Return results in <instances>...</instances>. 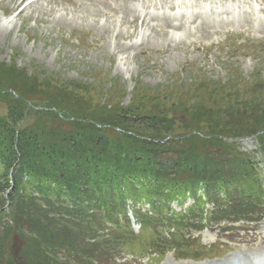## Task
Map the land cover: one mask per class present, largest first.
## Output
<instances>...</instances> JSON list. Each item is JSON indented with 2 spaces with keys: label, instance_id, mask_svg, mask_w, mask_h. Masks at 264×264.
Here are the masks:
<instances>
[{
  "label": "rangeland",
  "instance_id": "374dc122",
  "mask_svg": "<svg viewBox=\"0 0 264 264\" xmlns=\"http://www.w3.org/2000/svg\"><path fill=\"white\" fill-rule=\"evenodd\" d=\"M167 1L147 0L149 4H144V0H0V76L4 77L6 68L10 67L17 69L15 82L21 87L27 80L26 73L38 75L45 85L47 81L54 86L71 83L78 89L75 98L66 103L65 107L70 110H74L75 102L79 103L80 109L86 110L103 104L108 107L134 104L155 109L158 108L155 105L160 104L170 109L169 98L191 106L200 93L197 90L206 84L230 86L237 79L241 82L264 80V0H191V3L181 0L174 7L180 6L177 17L170 15L177 10L169 9ZM18 75L22 77L18 78ZM44 88L42 94L49 93L48 88ZM5 112L4 105L0 104V115ZM232 141L237 151L257 162L260 178H263L264 166L260 162V153L255 152L254 140ZM3 170L5 167L0 165V176H3ZM7 173L8 180L10 174ZM133 188L136 190L132 195L155 201L151 196L155 194L152 188L138 185ZM89 194L86 191L87 197ZM219 197L214 195L209 201ZM182 200L181 203L171 202L170 207L179 211L193 201L189 197ZM110 204L115 205L114 202ZM144 206L137 205L138 208ZM205 209L208 212L215 210L211 203L204 205ZM8 214L14 222L3 225L0 221V264H8L13 259L18 264H29L28 254L35 262L31 246L22 245L20 234L29 236L18 228L22 224L40 234L43 242L44 236L37 232L42 228L51 240V237L62 238L67 250H49L47 254L52 264H73L72 256L74 258L76 254L67 253L68 249H75L71 245L81 246L82 257L92 256L90 260H82V264H117L110 261L109 254L121 253L127 244H150L145 233L143 237L129 235L105 242L98 238L97 245L86 238L94 237L86 232L95 222L92 218L85 219L88 223L81 225L85 232H80L79 222L74 225L77 228L70 225L78 234L75 235L69 227L45 223L39 210L29 213L26 209L23 215L11 211ZM252 216V221L241 215L231 223L226 220L216 223L196 221L198 223L192 226L197 228L184 231L192 235L185 241L191 245L188 246L191 257L218 255L221 258L202 259L197 263L175 260L173 251H168L155 264L225 262L243 249L252 254L264 253V216ZM93 219L97 220V217ZM137 223L135 221L136 227ZM229 226L231 228L227 230ZM81 240L90 245H84ZM210 244L215 246L208 247ZM179 255H184L183 251H179ZM39 259L45 264L44 257Z\"/></svg>",
  "mask_w": 264,
  "mask_h": 264
},
{
  "label": "trees",
  "instance_id": "16d2710c",
  "mask_svg": "<svg viewBox=\"0 0 264 264\" xmlns=\"http://www.w3.org/2000/svg\"><path fill=\"white\" fill-rule=\"evenodd\" d=\"M6 69L7 74L0 76V104L6 110L0 115V165L5 167L4 177L0 176V209L4 202L1 193L11 187L6 178L11 169L13 185L6 199L11 213L39 210L45 223L69 227L74 234L72 228L78 222L80 232H85L81 226L88 223L85 219L97 222L85 211L88 204L108 205L111 197L121 202L136 185L171 198L196 191L202 184L206 192L224 191L231 202L229 212L236 214L246 211L241 208L251 203L247 198L258 200L255 186L258 189L259 177L253 161L237 151L232 140L257 134L264 154V80L237 79L230 86L213 83L210 88L206 84L197 90L200 93L191 106L169 98L170 109L160 104L156 109L103 104L86 110L75 102L70 110L65 106L75 98L77 86L66 82L54 86L49 81L45 85L38 75L26 73L28 81H23L22 88L15 82L17 69ZM44 87L48 95L42 94ZM24 177L27 182H22ZM20 183L28 191L75 201L73 207L60 209L68 218L50 217L51 211L38 207L34 198L18 195ZM243 194L248 196L238 199ZM24 225L18 228L29 233L28 237L19 233L22 245L31 246L35 262L28 254L29 264H42L41 257L45 264H52L47 253L53 248L66 252L62 238L51 240L42 228L37 232L44 236L43 242L40 234ZM86 232L97 233L92 227ZM70 247L75 248L67 251L76 254L73 264L92 258L82 257L81 246ZM112 256L109 254L110 260ZM8 264L18 262L13 259Z\"/></svg>",
  "mask_w": 264,
  "mask_h": 264
},
{
  "label": "bare ground",
  "instance_id": "6f19581e",
  "mask_svg": "<svg viewBox=\"0 0 264 264\" xmlns=\"http://www.w3.org/2000/svg\"><path fill=\"white\" fill-rule=\"evenodd\" d=\"M123 1H127V0H123ZM190 1V3H191V0H189ZM209 1V0H208ZM107 2V1H106ZM167 2H169L168 3V8L169 9H173L174 7H175V5L176 4H179L180 2H181V0H179V2H178V0H169V1H167ZM250 2H252V0H250ZM144 4H146V3H148L147 2V0H144V2H143ZM149 4V3H148ZM180 6H178V7H176V9L177 8H179ZM187 8V7H186ZM168 9V10H169ZM175 9V8H174ZM179 10V9H178ZM186 10V9H185ZM189 14V13H188ZM188 14H187V16H188ZM171 16H172V14H170ZM177 14H174V16H176ZM155 16H157V15H155ZM163 16H166L165 14H163ZM169 16V15H168ZM182 16V15H181ZM184 16V15H183ZM136 17V16H135ZM177 17V16H176ZM161 18V17H160ZM189 18H191L190 16H189ZM152 19V18H151ZM192 21H193V19H192ZM204 23L206 22V19H204V21H203ZM172 26H174V27H176V24H171ZM257 260H259V262L258 263H256V262H254V263H252V261L249 263V264H264V260L263 259H261V258H259V259H257ZM240 261H242V260H240ZM240 261L239 260H237V259H234V260H232V261H230V263H228V264H240ZM243 262V261H242ZM244 263V262H243ZM244 264H247L246 262L244 263Z\"/></svg>",
  "mask_w": 264,
  "mask_h": 264
}]
</instances>
